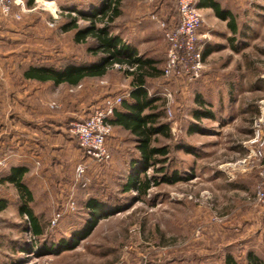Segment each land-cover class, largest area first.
I'll use <instances>...</instances> for the list:
<instances>
[{"label":"rangeland","instance_id":"obj_1","mask_svg":"<svg viewBox=\"0 0 264 264\" xmlns=\"http://www.w3.org/2000/svg\"><path fill=\"white\" fill-rule=\"evenodd\" d=\"M31 1L30 5V0H11L8 12L0 6V92L4 90V96L0 94V144L7 153L0 158L10 157L12 152L28 153V144L18 150L28 138L22 128L30 125L27 128L33 130V123L40 121L26 105L27 100L24 109L20 101L17 103L24 69L40 61L59 64L65 58L93 59L88 45L76 43L74 32H63L60 26L69 21V7L84 9L89 2L96 4L99 0ZM161 2L122 0V14L115 20L114 32L126 38L127 23L136 12L141 18L150 13L155 16L163 34L161 23L173 29L175 26L169 27L161 18ZM236 7L242 24V32L237 35L221 22H209L200 11L204 24L200 38L220 50L204 61L198 77L184 75L177 79L160 73L147 79L150 93L159 97L162 120L170 126V136L158 134L153 142L156 147L168 148V154L157 156L160 161L156 166L166 170L150 168L148 175L161 177L177 171L183 179L161 180L143 197L135 190L125 191L129 152L136 154L138 149L136 138L124 132L121 134L128 153L112 151L111 161L103 165L87 155L68 162L57 152V168L47 178L35 179L31 173L25 178L34 194L30 206L44 228V234L36 238L27 216L20 213L16 187L1 180L12 167L8 164L0 176V200L6 201V207L0 209V264H225L230 253L240 264H246L249 251L264 260V202L256 197L261 162L252 152L254 122L264 99V0H248L246 5ZM164 8L176 16L177 0H167ZM72 16L78 17L76 12ZM78 23L87 24L82 19ZM230 37L239 51L234 50ZM162 67L163 61L161 71ZM88 81L83 93H78V87L64 89V85H58L56 91L50 90L48 99L47 89L43 104L59 119L68 116L71 109L67 93L80 99L84 93L92 96L103 87L102 100L88 95L87 104L74 111L76 119H86L106 98L124 94L132 86V76L120 66ZM167 92L172 95L171 114ZM198 95L204 103L197 100ZM196 109L211 111L213 117L197 120ZM76 119L65 120L60 127L74 136L70 123ZM192 126L197 130L191 132ZM75 142L79 146L77 139ZM82 162L87 168L78 176L76 167ZM91 197L109 207L121 206L122 210L100 218L75 247L43 255L27 251L33 245L51 246L74 237L91 217L86 207Z\"/></svg>","mask_w":264,"mask_h":264},{"label":"trees","instance_id":"obj_2","mask_svg":"<svg viewBox=\"0 0 264 264\" xmlns=\"http://www.w3.org/2000/svg\"><path fill=\"white\" fill-rule=\"evenodd\" d=\"M206 3L215 9L218 16L222 18L230 16V12L221 10L215 0H209ZM29 4H32L31 0ZM200 4L199 2L198 7ZM121 6L122 0H99L96 4L89 2L84 9L69 7V10H71L68 13L69 15H67L69 16V21L62 24L60 28L63 32H74L73 39L76 43L87 44V50L93 55V59L65 58L59 64L46 63L44 61L32 63L24 69L23 77L40 82L51 81L56 86L65 83L78 85L86 78L103 77L117 65L124 69L128 75L132 76V88L128 96L124 98L122 105L114 112L111 122L113 125H121L129 130L137 140L138 153L129 162V173L123 189L125 191L135 190L143 197L161 180L177 182L182 180L183 177L177 171L173 172L172 175L165 173L161 177H157L155 174L148 175L150 168H154L157 172L166 170L164 167L160 169L156 167L160 161L157 156L166 155L169 152L165 146L156 147L153 145L156 135L164 134L170 136V126L168 122L162 120L164 111L160 107L159 97L150 93L147 86L149 77H156L160 73L164 75L165 62L161 71L157 65L159 61L147 57L145 54H140L138 49L125 41L120 33L114 32V22L122 14ZM72 12H76L78 17H73ZM79 19L85 20L87 24L80 25L78 23ZM178 20L179 12L177 8L175 22L169 23L166 21V23L169 27H172L177 24ZM229 25L232 29H236L233 18H231ZM210 52L209 48L203 51L204 61ZM174 77L177 79L181 78L178 76ZM197 100L200 103H204L200 95H198ZM194 116L199 120L204 117H213V113L208 110L196 109L194 110ZM190 130L193 132L197 128L192 126ZM80 148L84 151L81 146ZM0 156H3L1 152ZM27 171V167L13 166L1 180L3 183L8 182L16 187L21 202L20 213L27 216L30 221L31 231L38 238L44 234V228L30 206L34 200V194L25 180ZM5 207L6 201L1 199L0 209ZM86 207L91 213V217L84 227L77 231L74 237L64 239L59 243H53L51 246L46 244L33 245L27 251L38 252L43 255L56 253L60 249L75 247L79 239H84L91 233L100 218L122 210L121 206L109 207L95 197H91L86 201ZM225 264L240 263L230 253L226 255ZM246 264H264V260L258 254L249 251L246 257Z\"/></svg>","mask_w":264,"mask_h":264},{"label":"crops","instance_id":"obj_3","mask_svg":"<svg viewBox=\"0 0 264 264\" xmlns=\"http://www.w3.org/2000/svg\"><path fill=\"white\" fill-rule=\"evenodd\" d=\"M167 0H163V2L160 3V12L162 15V19H165L169 23L175 22L176 16H171V13L168 12V10H165V2ZM209 0H198V3L200 2L199 9L204 15V17L210 22L212 20L213 22H221L224 24V26L227 28V30L230 33H233L235 35L242 32V24L239 21V18L237 16V7L236 5H246L248 3V0H215L219 4V8L224 11H229L230 16H227L226 18H222L218 16L215 9L211 6H209L206 2ZM153 13V12H152ZM233 18L235 22L236 29H232L229 25V22ZM155 16H153L151 13L148 14L145 17H142L138 15V12H136V15L130 20L129 23H127L128 28L125 29V32L128 33L127 37H123L122 33L118 31V33L121 34L123 39L136 47L140 54H145L147 57H151L158 62V66L161 64V61H163V65L166 59V52H167V41L165 40L163 29L159 27V24H157L155 20ZM115 23V22H114ZM204 26V24H203ZM162 32V33H161ZM202 33V32H201ZM226 38L228 37L225 35ZM202 44H203V51L205 49L209 48L211 52L208 54L206 59L213 54L215 51L220 50V47L215 46L214 44H211V42L205 43L200 38ZM230 40L233 42V48L236 51L240 50V47L235 43V39H232L230 37ZM164 58V60H162ZM205 59V60H206ZM90 78H86L82 80L78 85H69V84H61L59 86H63L64 89H68L69 86L71 87H78V93H83L85 90H83V87L88 85ZM94 79V78H93ZM23 86L17 87V103L23 107L26 104L27 100V106L30 110L33 111V113L40 118V121L37 123H33L35 126V129L30 130L27 128V126H24L22 128V134H25L28 138L26 139L24 145L21 144L18 147V150L22 149L25 145H30V149H27L28 153H10V157H7L8 164H11L13 166H24L27 167L28 171L25 175L26 176L31 173L35 179L40 178H47L49 173H51L53 170H55L56 163L55 160L58 158L57 152L62 153V156L66 159V157L69 159L68 162H71V159H83L85 152L80 149V146H76V139L72 135H68L66 132V129L63 124V121L68 119H76V111L83 108V104H87L86 100L90 96V94L84 93L80 99H77L76 97H72L70 93H67V95H70L68 97L69 99V106L71 107L68 116L66 117H60L59 119L56 117L54 113L47 110V107L43 104V100H45V96L43 95V92H45L47 89L48 91L45 93H48L49 98L51 99V92L50 90L53 89L56 91V85L53 84V82H40L37 80L32 79H25L22 77ZM82 86V87H79ZM98 87V86H96ZM132 86L130 87V89ZM101 91L99 90L92 91L93 95L90 96L94 100L98 101L102 100L104 98V89L103 87H100ZM130 91V90H127ZM125 90V93L127 92ZM0 94L4 96L2 93ZM129 93V92H127ZM87 94V95H86ZM92 94V93H91ZM120 94V93H119ZM74 96V95H73ZM92 99V100H93ZM95 101V102H96ZM42 102V105H39V103ZM77 109V110H76ZM73 110V111H71ZM75 111V112H74ZM64 118V119H63ZM34 121V120H32ZM32 122L28 120V124H31ZM66 123V122H64ZM39 126V127H38ZM61 128V129H60ZM117 130V132H115ZM34 131V132H33ZM124 132L126 134L133 135L129 130L123 128L121 125H114V133L109 137L108 139V146L112 153V151H120L121 149L124 150V153L127 154L129 149H124L126 139L123 137L121 133ZM24 135V136H25ZM134 136V135H133ZM37 137L42 140V142L37 141ZM135 137V136H134ZM33 139V141H32ZM137 142V140H136ZM28 147V148H29ZM4 144H0V152L1 154L7 155L4 151ZM33 150L29 152V150ZM17 150V151H18ZM132 153H134V156H132ZM129 152L130 159H133L136 154L135 152ZM50 156H52V159H50ZM88 157V156H87ZM76 161V160H75ZM65 162V160H64ZM67 162V161H66ZM114 162V161H113ZM130 162V161H129ZM129 162L126 164L129 170ZM112 166H115L113 163H111ZM62 167V166H60ZM63 169V168H62ZM61 169V170H62ZM10 170V169H9ZM8 170V171H9ZM7 171V172H8Z\"/></svg>","mask_w":264,"mask_h":264},{"label":"built area","instance_id":"obj_4","mask_svg":"<svg viewBox=\"0 0 264 264\" xmlns=\"http://www.w3.org/2000/svg\"><path fill=\"white\" fill-rule=\"evenodd\" d=\"M10 4L11 0H0V6L6 12L9 11ZM177 8L179 20L173 29H168L165 23H161L164 28V37L168 43L164 76L182 77L187 75L190 78H196L204 65L203 44L200 40L203 17L198 7V0H178ZM166 95L169 105L167 110L171 114L169 102L172 97L171 92H167ZM126 96L128 93L108 97L101 106L91 112L88 118L76 119L70 123L71 132L77 138L86 155L98 164L109 163L112 159V153L107 146L108 137L113 130L111 117L122 105ZM254 128L255 135L252 140L254 149L252 152L253 156L261 162L256 197L259 201L264 202V99L260 101V112L255 119ZM7 165L8 159L0 158V176ZM86 168L85 162L79 163L76 167L78 176H82Z\"/></svg>","mask_w":264,"mask_h":264}]
</instances>
